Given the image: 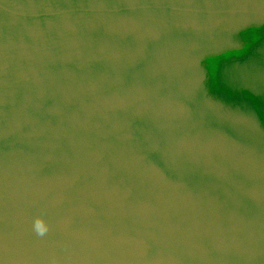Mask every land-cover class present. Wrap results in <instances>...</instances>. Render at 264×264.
<instances>
[{"label":"water","instance_id":"1","mask_svg":"<svg viewBox=\"0 0 264 264\" xmlns=\"http://www.w3.org/2000/svg\"><path fill=\"white\" fill-rule=\"evenodd\" d=\"M0 264H264V0H0Z\"/></svg>","mask_w":264,"mask_h":264},{"label":"clouds","instance_id":"2","mask_svg":"<svg viewBox=\"0 0 264 264\" xmlns=\"http://www.w3.org/2000/svg\"><path fill=\"white\" fill-rule=\"evenodd\" d=\"M38 229V232H39V234H43L44 233V231H42V230H40L39 228H37Z\"/></svg>","mask_w":264,"mask_h":264}]
</instances>
